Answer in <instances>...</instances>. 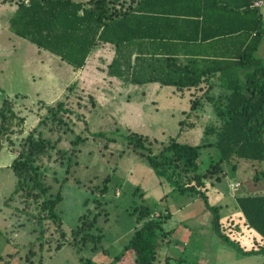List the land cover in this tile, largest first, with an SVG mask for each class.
<instances>
[{
  "label": "rangeland",
  "instance_id": "obj_1",
  "mask_svg": "<svg viewBox=\"0 0 264 264\" xmlns=\"http://www.w3.org/2000/svg\"><path fill=\"white\" fill-rule=\"evenodd\" d=\"M22 1L0 0V106L4 98L11 99L15 102V111L25 121L23 135L11 136L6 149L0 153V256L3 257L0 264H5L15 253L17 255L10 264H29L25 256L37 239L38 232L24 203L20 199L10 200L16 184L11 161L21 150L23 139L37 128L47 114L46 109H40L41 104L55 99L57 89L61 90L73 75L50 62V56L58 61L56 56L46 51L38 55L36 46L13 34L9 20ZM93 66L95 56L79 79L68 83L66 94L53 102L55 105L57 101L65 100L74 114L71 122L65 118L69 127L49 121L48 128L59 126L61 130L52 135L45 130L47 137L52 136L59 141L51 158L44 159L41 170L50 187L48 196L53 198L61 193L57 209L62 215L65 231L71 234L80 223L90 221L95 223L94 229L102 228L106 236L94 253L91 251L92 244L86 250L81 249V243L79 251L65 246L54 253L48 250L54 246L53 240V245H46L42 252L36 246L38 256L34 257L32 264H110L143 225L144 221L140 220L143 217L139 213L142 206L148 207L152 217L160 216L157 213L168 214V224L174 227L182 219L179 210L196 199L188 194H168L169 185L154 174L144 156L150 151L142 152L131 139L139 135L148 137L146 147L153 153H158L163 143L170 139L177 138L191 145L212 143V136L205 131L217 120V115L209 101L200 99L202 105L193 109L192 104L202 95L200 90L177 91L159 84V88L149 84L143 90L110 95L109 80L95 76ZM50 77L54 79L55 86L48 80ZM219 93L217 87L211 94L217 97ZM216 102L219 104L222 100ZM193 110V116L188 118V113ZM190 122L196 124L191 126ZM218 159L214 148H203L201 171L209 170ZM261 170V167L249 162H239L236 169L226 167L218 179L215 176L207 181L209 191L215 188L222 192L224 216L234 213V200L239 195L264 193V180L254 181ZM235 183L238 188L233 190L231 185ZM222 197L220 195V199ZM155 200L159 202V208L154 207ZM35 208L33 205L32 209ZM237 211H240L239 208ZM49 225L51 231L48 237L56 240L55 227L52 223H47ZM226 228L231 239L239 241L247 249L251 248L245 226L239 224L238 229ZM211 229L212 232L205 229L185 240L176 234L170 235L169 244L163 243L159 248L158 259L163 260L165 254H169L173 256L171 264H178L177 258H183L182 264H264L263 255L241 256L214 234L212 226ZM94 232L101 233L99 230ZM39 257L43 259L41 262ZM118 264H134V257L128 255Z\"/></svg>",
  "mask_w": 264,
  "mask_h": 264
},
{
  "label": "trees",
  "instance_id": "obj_2",
  "mask_svg": "<svg viewBox=\"0 0 264 264\" xmlns=\"http://www.w3.org/2000/svg\"><path fill=\"white\" fill-rule=\"evenodd\" d=\"M132 1L126 7L125 0H23L11 16L9 26L13 34L38 49L59 57L75 70L87 66L96 47L110 44L114 46L115 54L106 71L109 78H118L129 85L159 84L173 87L177 91L200 90L202 95L198 96L192 108H199L203 99H207L212 105L217 120L207 126L205 131L212 136V143L191 145L182 143L177 138L170 139L163 143L158 153H153L146 147L148 137L133 136L131 141L142 152L150 151V154L144 156L154 174L169 185L168 194H188L203 201L212 215V227L216 236L241 256H264V193H245L235 198L236 206L242 213L241 219H244L242 226L256 232L261 239L260 244L253 245L250 249L230 238L226 232L227 225L222 221L220 206L211 203L207 195V181L223 174L226 167L236 169L239 162H249L261 167L262 170L257 172L254 181L264 180V59L257 57L264 38L261 15L258 11L255 12L258 20L256 18L257 24L251 27L248 51L243 52L237 63L221 64L220 61L201 60L199 57H181V53H191L182 50L185 38L165 33L156 35L150 31V26L163 27L172 14L178 18L190 16V10L187 9L174 11L175 13L170 10L172 6L185 8L189 6L190 0ZM144 29L145 32L142 31ZM217 38L219 37L213 36L212 40ZM159 40L171 43L162 44ZM190 42L195 41L191 40L187 44ZM157 45L160 48L158 51L155 50ZM176 47L177 50H174ZM217 87L220 89L218 98L211 94ZM218 99L222 100L219 104L216 102ZM15 107V102L9 98H4L1 103L0 152L5 149L11 136L23 135L22 125L25 121L19 117ZM43 109L47 110V114L38 124V129L29 133L20 143L21 150L11 165L16 184L10 200L20 199L24 203L38 232L37 239L25 256V261L29 264L38 256L36 246L42 252L46 245L52 244V240L55 244L48 249L50 253L58 252L65 246L78 250L81 243L83 250L92 244L91 251L94 253L106 236L102 228L98 229L101 233H95L98 230L94 229L95 223L90 221L80 223L72 229L71 234L63 228L62 215L57 209L61 193L53 198L48 196L50 187L41 170L44 159L51 158L57 150L59 140L47 137L44 132L47 129L51 135L56 134L61 129L59 126L48 128L49 121L68 126L65 118L71 122L74 113L65 100ZM194 112L195 110L188 113L187 117L193 116ZM190 124L194 126L196 123ZM41 126L44 128L39 129ZM206 147L214 148L219 159L209 170L203 172L200 155L201 150ZM153 204L156 208L160 207L156 200ZM33 205L36 206L34 210ZM139 213L143 217L140 219L144 221L143 225L135 231L110 264L121 263L128 255L134 257V264H171L173 258L168 254L165 259H158L159 248L163 243L168 245L170 242V239L167 240L171 233L164 228L169 215L157 213L160 216L152 217L153 214L149 213L146 205L140 208ZM47 223H52L55 227L56 240L48 237L51 229ZM16 255H10V260L5 261V264H10ZM0 258L3 259L1 256ZM39 258L41 262L43 259ZM175 260L178 264L183 262V258Z\"/></svg>",
  "mask_w": 264,
  "mask_h": 264
},
{
  "label": "crops",
  "instance_id": "obj_3",
  "mask_svg": "<svg viewBox=\"0 0 264 264\" xmlns=\"http://www.w3.org/2000/svg\"><path fill=\"white\" fill-rule=\"evenodd\" d=\"M132 2V0H125L126 7L130 6ZM257 2H261V4L258 6L256 5ZM189 3V6L185 8L172 6L170 10L172 11L171 13H175L174 11L187 9L190 10V16L178 18V16L172 14L169 16V20L166 21L163 27L150 26V31L153 34L160 35L165 33L166 35H174L185 38V46L182 50H188V52L191 53H181V57L184 58L186 56L199 57L198 59L201 60L206 59L209 61H220L221 64L237 63V59L245 50H247V46L250 43L251 27L257 24L258 18L255 15L256 11H258L261 15L264 27V0H190ZM178 4L180 3L178 2ZM133 5H135V3H133ZM142 31L145 32L146 30L144 29ZM253 35L255 37V34ZM213 36L219 38L212 40ZM171 40L172 38L170 41ZM191 40L195 42L187 44V42ZM160 43L166 44L171 42L161 41ZM155 48L156 51L160 50L159 45ZM36 50L38 55H42V53L45 52L40 49ZM174 50H177V47ZM114 54V46L110 44H102L94 49L87 62L88 66L90 59L95 56V66H93L95 71L93 74L95 76H102L101 80H109L110 90L108 93L110 95L117 93L122 95L123 91L143 90L148 87L149 84L143 86L129 85L124 84L118 78H109L106 71L113 60ZM257 57L264 59V38L261 41ZM50 58V62L57 64V67L62 71L69 74L72 72L73 74L72 78L67 80L66 84L61 87V90L57 89L55 92V94L57 93V96L55 97L58 98L59 96L66 94L68 83L75 81L77 78L79 79V76H81L87 66L81 70H75L72 66L63 62L59 57H57L58 61L52 59L51 56ZM48 80L51 81L53 86L56 85L52 77ZM214 80L217 81L216 79ZM152 85H156L159 88L158 84ZM55 99L50 100L49 102H44L45 104L43 105L41 104L42 108L53 104ZM14 158L15 157H13V160ZM12 162L13 161H11V165ZM207 195L211 203L220 206L222 221L227 225V227H229V229H238V224H244V219H241L242 213H240V211L235 212L237 210L235 200L234 213L232 215L224 216L223 211L225 210V207L222 206L224 203L222 202L223 197L220 189L213 188V191L208 190ZM220 195L222 197L221 199ZM195 198V200H190V203H186L181 210H179L182 214V219L178 222V224L175 223L176 225L174 224L175 226L172 227V224H168V220L164 222L166 232L171 233L172 236L176 234V236L180 237L182 240H185L186 238L190 239V237L193 238L197 232L202 233L205 229L207 231L211 230L212 232V215L209 211H207L204 203L198 199V197ZM245 230L248 234V242L252 246L261 243V239L256 232L249 230L247 227H245ZM166 255L167 254H165V256ZM167 256L170 255L168 254ZM170 257L173 258V256Z\"/></svg>",
  "mask_w": 264,
  "mask_h": 264
},
{
  "label": "built area",
  "instance_id": "obj_4",
  "mask_svg": "<svg viewBox=\"0 0 264 264\" xmlns=\"http://www.w3.org/2000/svg\"><path fill=\"white\" fill-rule=\"evenodd\" d=\"M260 4H261V2H257V3H256V5H258V6H259ZM231 188H232L233 190H236V189L238 188V184H237V183L232 184V185H231Z\"/></svg>",
  "mask_w": 264,
  "mask_h": 264
}]
</instances>
